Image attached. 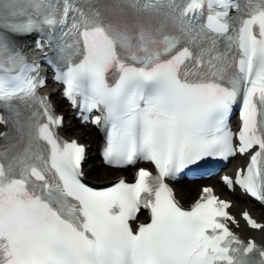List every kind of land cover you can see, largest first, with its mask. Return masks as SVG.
<instances>
[{"label": "snow or ice", "instance_id": "snow-or-ice-1", "mask_svg": "<svg viewBox=\"0 0 264 264\" xmlns=\"http://www.w3.org/2000/svg\"><path fill=\"white\" fill-rule=\"evenodd\" d=\"M32 36L57 39L53 82L105 129V164L154 171L84 182L86 148L58 135L19 47ZM236 155L221 183L264 204V0H0V264H264L230 201L204 187L185 208L166 182Z\"/></svg>", "mask_w": 264, "mask_h": 264}, {"label": "bare ground", "instance_id": "bare-ground-1", "mask_svg": "<svg viewBox=\"0 0 264 264\" xmlns=\"http://www.w3.org/2000/svg\"><path fill=\"white\" fill-rule=\"evenodd\" d=\"M52 91V89L49 90L50 93H52ZM52 98L54 100V107L57 109L56 112L66 116L61 132L68 138H77L81 143L90 144L89 148L99 145L100 142L94 133H92L91 128L77 126V123L72 120L69 112L63 107V101H61L57 95H52ZM88 153L89 156H92V151L90 149ZM238 163L239 162H236L235 166L238 165ZM133 171L134 170L117 171L104 166L99 167L97 163L93 162L90 163L89 167H84L85 177L99 185L112 182L114 179L125 176L127 173L132 175ZM96 179L99 181H96ZM207 185L215 186L216 192L220 194L222 198L229 199L233 202L231 212L239 214L243 209H248L259 222L264 223V207L238 193H224L220 190V185L217 181H210ZM196 186V182L179 183L175 185L176 196L182 204L187 206L197 197L201 186ZM239 231L240 233H246V237H254L259 243L264 245V229L259 232L247 231L244 229H240Z\"/></svg>", "mask_w": 264, "mask_h": 264}, {"label": "rangeland", "instance_id": "rangeland-1", "mask_svg": "<svg viewBox=\"0 0 264 264\" xmlns=\"http://www.w3.org/2000/svg\"><path fill=\"white\" fill-rule=\"evenodd\" d=\"M65 118H66V116H65ZM76 123V122H75ZM77 126H78V124H77ZM92 131V130H91ZM92 133H94V131H92ZM94 135H95V133H94ZM90 145V144H89ZM91 151H92V158L85 164V166L84 167H86L87 168V166L89 167V165H90V163H97V166H101V165H99L98 164V161H97V151L94 149V148H89ZM96 181H99L98 179H96ZM205 184H207V182H198L197 183V186L196 187H198V186H203V185H205ZM196 189V188H195Z\"/></svg>", "mask_w": 264, "mask_h": 264}]
</instances>
